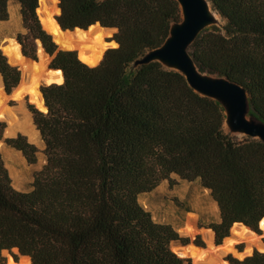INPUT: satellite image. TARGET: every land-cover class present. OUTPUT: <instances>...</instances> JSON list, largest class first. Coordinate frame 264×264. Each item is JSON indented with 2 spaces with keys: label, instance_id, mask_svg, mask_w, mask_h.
Here are the masks:
<instances>
[{
  "label": "trees",
  "instance_id": "trees-1",
  "mask_svg": "<svg viewBox=\"0 0 264 264\" xmlns=\"http://www.w3.org/2000/svg\"><path fill=\"white\" fill-rule=\"evenodd\" d=\"M15 1L28 30L19 37L24 54L36 59L28 38L41 41L65 80L41 88L47 112L32 110L46 156L32 189L13 186L0 151L1 262L4 251L18 249L32 264H191L170 247L189 240L139 202L172 174L210 191L220 212L209 226L217 244L234 223L260 231L264 141L227 132L220 102L197 93L180 71L159 61L135 65L182 21L177 0H59L63 29H117V47L96 66L59 49L43 29L40 0ZM209 1L225 24L204 29L190 55L202 73L242 85L250 115L264 122V0ZM8 7L0 0V21ZM0 73L11 93L21 71L1 50ZM6 129L0 120V140ZM5 142L36 163L38 148L25 135ZM228 259L264 264V252Z\"/></svg>",
  "mask_w": 264,
  "mask_h": 264
},
{
  "label": "rangeland",
  "instance_id": "rangeland-1",
  "mask_svg": "<svg viewBox=\"0 0 264 264\" xmlns=\"http://www.w3.org/2000/svg\"><path fill=\"white\" fill-rule=\"evenodd\" d=\"M51 1L54 2V0ZM54 3L58 5V1L57 2L55 1ZM210 6L216 18V22L214 24L218 27H223L225 21L216 11L213 10L211 4ZM8 8H9V18L7 20L0 21V50L7 57L9 62L10 60H9V56L6 54V49L10 46L12 42H14L19 45L21 52V49H23V47L19 41V37L27 35L28 30L25 28L23 24L20 5L15 0H10ZM52 15L53 17L58 16L59 12L58 13L52 12ZM116 32L117 29L112 28V31L107 36H104L103 38L104 48L99 54V60H98L99 63L103 59V56L108 49L117 47V43L113 39L114 34ZM84 34L87 35V33ZM28 41L31 45L35 46L36 48V59H33L29 56H26L28 58L26 59L22 55V52L21 55L24 57V59L27 62L37 65V67H39V70L46 71V65L44 61H46L48 57L45 54L42 55L40 54L39 52V50L41 49L39 43L40 41L39 40L34 41L31 38H28ZM74 50H76L79 55V51L77 49ZM31 59L39 60V63L32 62ZM51 59L52 58L48 59L47 62L48 65L50 64ZM11 65L17 66L20 69L21 71L20 83L23 82L24 76L21 70V66H19L18 64H11ZM4 89L5 87L2 77L1 102L5 107L3 109H6V111L8 112L9 111L13 112V114L17 118V121L19 119L26 123L21 128L23 132L17 129L13 136H7L5 131L2 140L5 141L7 138L16 137L18 134L21 133L27 137L29 142L35 144L38 148L37 161L34 164H30L27 162L26 158L20 151L11 148L6 142L4 144L3 141L0 142V151L3 155L5 164L12 178L13 186L17 190L29 191L30 189H32V183L34 181L36 172L41 170L46 162V156L44 154V148H43L44 141L42 137L36 136L35 138L33 134V131L35 130L34 128L37 129V127L34 123L32 110L37 109V107L31 101H29L27 96H23L22 98L19 99L16 98L15 96L8 97L5 94ZM13 91L11 93H13ZM5 113L2 112L0 114V120L6 122L8 129L11 120L7 119L6 117L7 115ZM225 130L227 132H230L226 124H225ZM236 135L239 137L243 136V134H236ZM139 202L147 211H149L152 214L153 219L156 222L172 225L177 230V232L181 237L187 238L189 240L187 244H182L180 242H172L170 244V247L178 256L182 258L190 259L191 264H194L193 258L191 256L180 254L184 249L181 247V245H194L196 247L207 248L208 245L207 240L203 235L204 230H210L214 235L213 242L216 241L215 233L213 229L210 228L209 226L212 223H217L220 221L219 207L218 204L214 201L213 197L211 196L210 191L203 188L197 181L183 180L179 176L172 174L169 179H165L162 182H160L159 185L154 190L141 194L139 196ZM189 219L194 221V227L196 228V232L192 235H188L185 233V228L187 227V223ZM260 229L262 234L261 236L262 238H264V228H261L260 226ZM196 240L198 241V243H196ZM213 242H212L213 244L212 247L215 248L216 246ZM224 242L225 241L223 240L221 244H223ZM233 242L234 244L237 243V247L241 251H243V253L238 254L236 249H234V251L226 252L224 256L228 261H230L228 259L229 256L238 259H243L247 255L251 254L252 249L250 250V252L246 251L248 247L245 241L241 240V241H233ZM256 251L264 252V250H259V249H256ZM2 256H3V262L0 261L1 264H31L28 257L20 256L16 250H12L9 253L4 251Z\"/></svg>",
  "mask_w": 264,
  "mask_h": 264
},
{
  "label": "water",
  "instance_id": "water-1",
  "mask_svg": "<svg viewBox=\"0 0 264 264\" xmlns=\"http://www.w3.org/2000/svg\"><path fill=\"white\" fill-rule=\"evenodd\" d=\"M58 1V8L59 14L61 13V8L59 6ZM181 12H182V21L178 23H174L170 28V33L168 38L165 42L158 48L150 50L147 52L144 57L136 60L135 65H143L148 64L153 61H159L164 66L175 69L180 71L186 78L189 86L194 89L197 93L215 99L223 106L225 113H226V125L228 126L229 130L233 134H243L246 136H250L253 138H259L264 141V122L258 120L255 116L250 115V101L248 94L245 88L237 82H234L226 77L209 75L207 73H202L195 61L193 60L192 56L190 55V47L193 42L196 40L198 35L206 29L208 26L213 25L216 22L215 15L211 9L210 1L209 0H177ZM56 23L59 26V29L63 32H76V31H83L84 33H88L89 37H92L93 34L91 33L90 28L93 26H97L99 28H106L103 27L100 23L94 24L87 29L75 28L73 30L70 29H63L61 24L58 21L57 16L53 17ZM52 35V34H51ZM53 36V35H52ZM54 38V36H53ZM40 47L42 49L43 54H45L48 59L52 58L44 49L41 41ZM59 49L64 50H72L66 49L62 46V44L57 43ZM22 55L26 57L21 49ZM48 59L44 61L46 65V71H57L60 69H54L48 65ZM32 62L39 63V60H33ZM23 72V82L19 83V85L14 89L13 93L9 94L5 89V94L9 96H15L16 91L28 80V74L26 69L21 67ZM63 76L64 83V73L60 70ZM1 74V73H0ZM2 76V75H1ZM62 83H51V84H41L39 85V92L43 97L44 107L46 112L48 111V107L45 103L44 94L42 91V86H49L52 84H62ZM5 87V86H4ZM1 112V110H0ZM1 114V113H0ZM7 117V116H6ZM10 120V119H8ZM3 140H0L2 142ZM5 141H3V144ZM244 226L251 232L255 233L258 236H261V229L260 231H256L251 227L243 224V223H234L230 229L229 235L225 237L224 241H236L238 239V234L234 230V226ZM261 242L264 244V238H261ZM216 246H220L222 244H217L214 241ZM188 245H181L182 248H185ZM201 249H205L206 247H198ZM234 249L237 250L238 254H242L241 251L237 247V243L233 246ZM17 253L22 257H28L30 263L32 264L31 258L29 256L21 255L18 249H14ZM256 249L252 248L251 254L252 255ZM10 252V251H6ZM220 254L221 252L218 251ZM223 254L222 259L228 264H232L230 261L226 259ZM249 256V255H247ZM1 264V263H0Z\"/></svg>",
  "mask_w": 264,
  "mask_h": 264
},
{
  "label": "bare ground",
  "instance_id": "bare-ground-1",
  "mask_svg": "<svg viewBox=\"0 0 264 264\" xmlns=\"http://www.w3.org/2000/svg\"><path fill=\"white\" fill-rule=\"evenodd\" d=\"M57 0H54V2ZM51 0H40L39 8L37 9L40 21L45 30L54 36V41L62 44L66 49H77L79 51V58L90 66H96L99 64V54L104 48L103 38L107 36L112 28H99L97 26L91 27L92 37L84 34L83 31L76 32H63L59 29L58 24L53 19L52 12L58 13V6ZM84 34V35H83ZM42 55V49L39 50ZM6 54L9 56V62L11 64H18L22 68L26 69L28 74V80L23 84L15 93L16 98H22L27 96L29 101H31L37 109L46 112L44 107L43 97L39 92V85L41 84H51V83H62L63 76L60 70L57 71H44L39 70L37 65L27 62L21 55L19 45L12 42L10 46L6 49ZM42 62V61H41ZM1 87H2V76L0 74V110L1 113L6 111L1 102ZM7 119H10V126L6 130L7 136H13L16 130L20 127L16 116L11 111H6ZM29 119V118H28ZM29 121V120H28ZM28 124V123H27ZM33 126V125H32ZM28 128V127H27ZM31 128V127H30ZM35 129V128H34ZM27 130V129H26ZM32 130V129H31ZM22 131V130H21ZM23 132V131H22ZM26 133V132H25ZM35 133V132H34ZM35 135V134H34ZM261 228H264V218L260 222ZM234 230L238 234V239L236 241H245L247 243V252H250L252 248L264 250V244L261 242L262 236H258L251 232L244 226H234ZM196 232L194 227V221L189 219L187 227L185 228V233L192 235ZM203 235L207 240V248L201 249L194 245L186 246L181 255L191 256L193 258L194 264H228V262L222 259L223 254L226 252L234 251V242L227 240L222 245L213 248V233L210 230H204ZM214 243V242H213ZM178 251V250H177ZM220 251L221 254L218 252Z\"/></svg>",
  "mask_w": 264,
  "mask_h": 264
},
{
  "label": "crops",
  "instance_id": "crops-1",
  "mask_svg": "<svg viewBox=\"0 0 264 264\" xmlns=\"http://www.w3.org/2000/svg\"><path fill=\"white\" fill-rule=\"evenodd\" d=\"M9 1H10V0H9ZM26 121H27V120H26ZM18 122H19L21 128H22L23 125L26 123V122L21 121V120H19V119H18ZM18 129H19V128H18ZM19 130H21V129H19ZM34 132H35V133H34ZM33 134H35V135H34L35 138H36V136L41 137V133H40V131L37 130L36 128H35V130L33 131ZM43 148H45V144H44ZM20 191H21V190H20Z\"/></svg>",
  "mask_w": 264,
  "mask_h": 264
}]
</instances>
